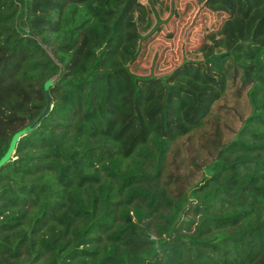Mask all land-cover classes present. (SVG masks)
<instances>
[{
    "label": "trees",
    "instance_id": "trees-1",
    "mask_svg": "<svg viewBox=\"0 0 264 264\" xmlns=\"http://www.w3.org/2000/svg\"><path fill=\"white\" fill-rule=\"evenodd\" d=\"M92 1L0 0V160L52 100L0 169V264H264V0ZM211 118L214 160L170 192L172 146Z\"/></svg>",
    "mask_w": 264,
    "mask_h": 264
},
{
    "label": "rangeland",
    "instance_id": "rangeland-1",
    "mask_svg": "<svg viewBox=\"0 0 264 264\" xmlns=\"http://www.w3.org/2000/svg\"><path fill=\"white\" fill-rule=\"evenodd\" d=\"M127 1V0H123ZM119 0H93L91 4L95 6V4H99L100 9L103 10L101 13L105 12L106 9H111L116 13L118 11L117 4ZM95 28H100V23H97ZM92 27V28H94ZM96 29H92L89 31V35L92 36L93 31ZM94 41L92 45L89 47L91 51H96L101 48V42L98 39L104 38L100 29H97L94 32ZM108 39H106L107 41ZM176 60L182 61L187 56L183 51L180 50V53H177V49L175 48ZM121 61V56L118 57V61ZM170 66L163 67L162 72L157 74L156 78L159 79L160 76L168 75L167 69ZM121 80L127 84V74L122 73ZM99 104L103 103V93H105L104 83L99 84ZM153 92L152 87L147 94L150 96ZM164 87H160L157 91L153 93L152 96L149 97V100L143 103L141 106H130L128 109V113L126 114L124 125L129 124L133 120L130 125H128L129 131L127 132L128 138L132 139L134 136L143 134L147 132L146 125L149 122L150 116L164 104ZM130 96H127L129 99ZM98 105V107H100ZM166 105H164L165 107ZM176 108H179L175 106ZM101 108V107H100ZM179 119L180 125H188L191 128L190 120L191 116L179 111ZM134 125L137 128H134ZM188 128V127H185ZM194 135H189L185 137L183 141H180L174 144L171 148L169 156L166 161L165 171L163 173L162 182L166 186V188L177 194L182 191H187L195 184L199 183L204 175V169L208 166L215 158L217 151L219 149L218 143L214 141H219L217 137L218 133V124L214 119H209L208 122L203 125L201 128L195 130L193 132ZM195 138V146L193 147L194 153H189L187 146L189 145L188 138ZM215 144H214V143ZM199 150V152L197 151Z\"/></svg>",
    "mask_w": 264,
    "mask_h": 264
},
{
    "label": "water",
    "instance_id": "water-1",
    "mask_svg": "<svg viewBox=\"0 0 264 264\" xmlns=\"http://www.w3.org/2000/svg\"><path fill=\"white\" fill-rule=\"evenodd\" d=\"M46 95L47 107L45 111L30 126H27L26 128L20 130L13 136L6 154L0 160V169L5 166L8 162H10V160L15 155L16 147L19 140L32 133L39 126L40 122L46 117V115L52 110V100L48 94V88H46Z\"/></svg>",
    "mask_w": 264,
    "mask_h": 264
}]
</instances>
